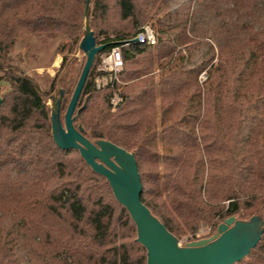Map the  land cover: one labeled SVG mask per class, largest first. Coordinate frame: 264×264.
Returning <instances> with one entry per match:
<instances>
[{
  "label": "trees",
  "instance_id": "trees-1",
  "mask_svg": "<svg viewBox=\"0 0 264 264\" xmlns=\"http://www.w3.org/2000/svg\"><path fill=\"white\" fill-rule=\"evenodd\" d=\"M86 1L0 0V264H146L129 214L54 144L46 92L11 56L27 36L56 41L48 89L72 96ZM88 22L100 54L154 29L155 46L122 52L118 81L95 90L94 64L74 116L88 140L133 154L141 203L165 229L194 238L262 201L264 0H91ZM243 264H264V231Z\"/></svg>",
  "mask_w": 264,
  "mask_h": 264
},
{
  "label": "water",
  "instance_id": "water-1",
  "mask_svg": "<svg viewBox=\"0 0 264 264\" xmlns=\"http://www.w3.org/2000/svg\"><path fill=\"white\" fill-rule=\"evenodd\" d=\"M84 11V34L78 45L85 54V63L66 108L63 123L59 105L50 117L51 136L61 150L77 151L85 164L107 181L113 197L129 214L136 228V242L146 251V264H236L245 259L260 241L263 231L253 235L254 224L237 222L235 217L225 219L217 227L215 240H199L180 247L150 211L141 203L142 186L132 153L107 141L92 143L75 128L73 116L86 84L95 57L105 46L96 44L89 27V5Z\"/></svg>",
  "mask_w": 264,
  "mask_h": 264
},
{
  "label": "rangeland",
  "instance_id": "rangeland-1",
  "mask_svg": "<svg viewBox=\"0 0 264 264\" xmlns=\"http://www.w3.org/2000/svg\"><path fill=\"white\" fill-rule=\"evenodd\" d=\"M180 3L181 1L177 2L176 5ZM82 22H83V31H84V20ZM144 26L151 27L150 24H146ZM56 49H57V42L54 40H51L47 46H43V44L40 42V39L38 37L27 36L23 40L18 42L14 50L11 52V56L12 58H15L16 56L20 58L21 70L25 74L37 80L40 84L41 89L46 92V96L44 97V99H45L46 107L48 109L49 119L52 115L56 113V108L59 105L60 120L63 123L64 114L71 96L64 97L62 86L58 84L55 86L54 90L51 91L48 89V85L50 81L54 78L57 71L59 70V66L62 61V54L58 52ZM99 54L100 53L96 55L94 63L91 68L92 70L95 64L93 76L92 78H90L93 84V88L95 90L102 89L103 87H105L107 84L110 83L109 75L103 72H98L96 69V65L98 61L97 59L99 58ZM85 59H86L85 54L81 50H79V47L76 48L75 51L70 56V60H71L70 67L72 66L74 72L78 73L77 74L78 77L76 75L77 81L84 66ZM204 73L205 72H202L198 77L199 85H202L204 81V79H202V77H205ZM87 79L89 80V78ZM70 90H73V86L72 88H70ZM8 91H9V85L4 82H0V101ZM85 103H86V98L83 100V105ZM77 123L78 122L76 116H73V124L74 127L76 128L79 127ZM90 141L92 143L96 142L95 140H90ZM234 217L237 222L254 224V227L250 229L253 235H256L259 232L264 231V198L257 205H255L254 208L246 211L242 210L239 214L234 215ZM217 237H218L217 230L212 232L210 227L202 225L199 227L194 238L192 237L188 238L185 236L182 237L180 240H178V243L180 247H185L190 242L206 240V239L215 240ZM244 261H247V257L242 260L241 264H243Z\"/></svg>",
  "mask_w": 264,
  "mask_h": 264
},
{
  "label": "built area",
  "instance_id": "built-area-1",
  "mask_svg": "<svg viewBox=\"0 0 264 264\" xmlns=\"http://www.w3.org/2000/svg\"><path fill=\"white\" fill-rule=\"evenodd\" d=\"M153 47L156 45V36L150 26H144L137 35L128 41L122 42L120 45L111 48L106 53L99 54L96 69L98 72H103L109 75L110 83L118 81V75L123 70L122 52L129 50L132 46ZM205 79V77H202ZM120 102V98L113 94L110 103L115 107Z\"/></svg>",
  "mask_w": 264,
  "mask_h": 264
}]
</instances>
